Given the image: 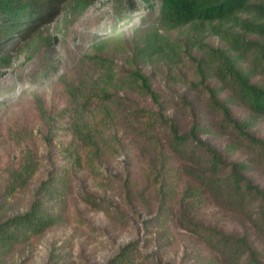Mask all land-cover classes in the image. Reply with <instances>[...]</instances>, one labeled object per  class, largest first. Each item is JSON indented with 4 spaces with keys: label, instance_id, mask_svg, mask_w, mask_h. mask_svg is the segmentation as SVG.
<instances>
[{
    "label": "rangeland",
    "instance_id": "1",
    "mask_svg": "<svg viewBox=\"0 0 264 264\" xmlns=\"http://www.w3.org/2000/svg\"><path fill=\"white\" fill-rule=\"evenodd\" d=\"M163 16L161 0H69L30 39L1 51L8 55L0 54V222L27 212L46 181L52 191L45 199L54 198L46 203L57 222L42 234L0 243V264H107L128 245L137 250L135 264H226L176 219L159 215L155 169L162 158L171 157L164 177L173 184L174 212L194 184L167 148L169 130L159 117L174 120L183 133L196 115L201 137L227 161L249 164L247 176L264 189V155L222 128V114L195 85L201 65L220 101L264 140V117L212 77L207 47L228 52L253 81L264 84V77L250 53L236 49L229 35L216 34V24L170 29ZM229 26L230 34L238 32ZM136 69L151 77L159 104L131 84L128 76ZM133 107L144 111L142 119ZM28 163L36 167L21 187L13 174ZM203 194L197 219L226 234L247 235L264 261V239L250 219L256 202L237 208Z\"/></svg>",
    "mask_w": 264,
    "mask_h": 264
},
{
    "label": "trees",
    "instance_id": "2",
    "mask_svg": "<svg viewBox=\"0 0 264 264\" xmlns=\"http://www.w3.org/2000/svg\"><path fill=\"white\" fill-rule=\"evenodd\" d=\"M69 0H0V54L1 51L15 49L20 43L30 39L41 27L50 23L59 14L61 5ZM164 16L163 24L170 28H178L194 23L216 24L212 29L243 53H250L252 64L259 75L264 77V0H161ZM225 25L238 30L230 34ZM257 37L248 40L247 35ZM210 58L214 61V71L220 83L228 87L238 101L252 114L264 117V84L253 81L250 72H245L237 66L232 55L222 49L207 47ZM8 52V51H6ZM202 85L209 95L208 105L222 114L221 126L240 142L245 143L250 151L264 155V140L248 132L246 123L235 118L231 108L219 99L215 87L207 83L203 67L199 65ZM261 76V77H262ZM137 90L149 96L159 104V95L153 89L150 76L136 69L128 76ZM132 114L137 120L142 119L144 111L133 107ZM160 120L167 123L169 130L167 148L174 157L183 162L182 173H185L194 184H188L184 195L178 203V211L174 212L173 184L166 182L164 177L167 169L166 159H161V167L155 169L161 183L156 185L154 192L159 201L158 212L163 220L174 221L188 232L202 239L213 251L226 259V264H264L258 257V250L250 244L247 235L237 237L224 233L222 230L203 224L197 219V209L206 197L204 190L211 198L223 203L243 208L256 202L250 219L258 237L264 239V189L255 186L247 174L250 165L240 161H227L222 153L204 140L200 131L202 125L194 115L192 127L188 132L180 133L178 124L160 114ZM35 165L28 163L23 170L16 171L12 180L23 187L33 174ZM19 181V182H18ZM52 183L46 181L40 188V199L36 200L30 209L0 222V243H15L28 234L39 235L53 227L57 218L52 207L46 201L54 198L45 197L52 191ZM200 191V193H199ZM202 191V192H201ZM203 194V195H202ZM52 195V194H51ZM97 209L103 208L101 202L88 200ZM197 207V209H196ZM253 215V216H252ZM157 220H160L159 218ZM136 249L133 245L124 247L120 254L107 264H135L133 258Z\"/></svg>",
    "mask_w": 264,
    "mask_h": 264
}]
</instances>
